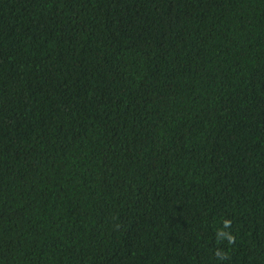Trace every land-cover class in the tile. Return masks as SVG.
I'll return each mask as SVG.
<instances>
[{"label": "trees", "instance_id": "1", "mask_svg": "<svg viewBox=\"0 0 264 264\" xmlns=\"http://www.w3.org/2000/svg\"><path fill=\"white\" fill-rule=\"evenodd\" d=\"M0 264H264V0H0Z\"/></svg>", "mask_w": 264, "mask_h": 264}]
</instances>
